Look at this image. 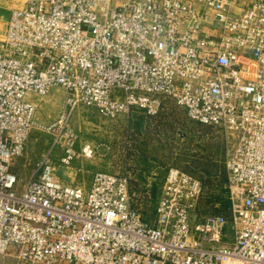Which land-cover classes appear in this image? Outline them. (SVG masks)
I'll list each match as a JSON object with an SVG mask.
<instances>
[{"label":"built area","instance_id":"1","mask_svg":"<svg viewBox=\"0 0 264 264\" xmlns=\"http://www.w3.org/2000/svg\"><path fill=\"white\" fill-rule=\"evenodd\" d=\"M61 87L57 117L34 98ZM230 139L229 220L199 216L198 178L169 167L152 213L130 176L99 170L87 188L54 173L88 158L78 107L154 116L161 98ZM50 135L22 185L14 161L31 130ZM0 264H264V0H27L0 39Z\"/></svg>","mask_w":264,"mask_h":264},{"label":"rangeland","instance_id":"2","mask_svg":"<svg viewBox=\"0 0 264 264\" xmlns=\"http://www.w3.org/2000/svg\"><path fill=\"white\" fill-rule=\"evenodd\" d=\"M26 1L0 0V39L5 36L11 10L23 7ZM64 100L65 92L61 87H52L47 94L36 96L37 124L55 119ZM161 102L154 116L135 111L129 117L115 119L100 115L94 108L78 107L70 125L78 136V148L87 142L93 146L94 153L88 158L78 156L66 166L55 160L54 173L62 180H72L84 187L89 185L96 171L126 173L130 176L134 204L151 214L165 171L176 167L201 182L199 216L221 212L229 220L231 210L222 209L221 199L226 198L231 206L225 187V160L231 148L230 139L216 126L188 119L170 98L162 97ZM49 139L50 135L40 126L31 130L22 154L14 161L21 185L44 154ZM3 261L16 262L0 256V262Z\"/></svg>","mask_w":264,"mask_h":264},{"label":"crops","instance_id":"3","mask_svg":"<svg viewBox=\"0 0 264 264\" xmlns=\"http://www.w3.org/2000/svg\"><path fill=\"white\" fill-rule=\"evenodd\" d=\"M135 113V112H134ZM59 153V154H58ZM59 156H60V152H55L54 153V155H53V163L55 162V160H58V158H59ZM53 167H54V171L56 170V166L53 164ZM61 168V167H60ZM64 172H65V174H66V170H64ZM56 175V174H55ZM57 176V175H56ZM57 178L58 179H60L61 181H63V182H65V183H67V184H73V185H81V184H79V183H74V182H72V180L70 181V180H67V179H65V180H62L61 178H59V176H57ZM91 180V179H90ZM89 183H90V181H89ZM82 186V185H81ZM89 186V185H88ZM87 186V187H88ZM84 187V186H83ZM87 187H85V188H87Z\"/></svg>","mask_w":264,"mask_h":264},{"label":"trees","instance_id":"4","mask_svg":"<svg viewBox=\"0 0 264 264\" xmlns=\"http://www.w3.org/2000/svg\"><path fill=\"white\" fill-rule=\"evenodd\" d=\"M221 202H222V205H223V207H222V209L223 210H226V209H228V208H230L229 206H228V201L226 200V198H222L221 199ZM198 206H199V202H198ZM198 208V207H197ZM213 215H223L221 212H219V213H216V214H213ZM223 216H225V215H223ZM226 217V216H225Z\"/></svg>","mask_w":264,"mask_h":264}]
</instances>
